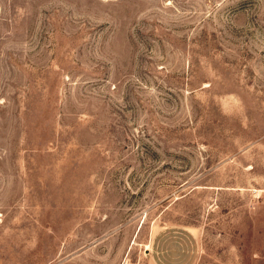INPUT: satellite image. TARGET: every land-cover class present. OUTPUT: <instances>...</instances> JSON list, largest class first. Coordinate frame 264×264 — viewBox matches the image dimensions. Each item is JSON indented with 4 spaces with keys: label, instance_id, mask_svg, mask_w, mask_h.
Here are the masks:
<instances>
[{
    "label": "rangeland",
    "instance_id": "1",
    "mask_svg": "<svg viewBox=\"0 0 264 264\" xmlns=\"http://www.w3.org/2000/svg\"><path fill=\"white\" fill-rule=\"evenodd\" d=\"M0 264H264V0H0Z\"/></svg>",
    "mask_w": 264,
    "mask_h": 264
}]
</instances>
